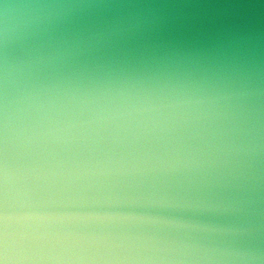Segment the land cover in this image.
<instances>
[{
	"label": "water",
	"instance_id": "water-1",
	"mask_svg": "<svg viewBox=\"0 0 264 264\" xmlns=\"http://www.w3.org/2000/svg\"><path fill=\"white\" fill-rule=\"evenodd\" d=\"M25 86L166 125L136 150L188 166L76 206L135 218L123 230L155 241L139 264H264V0H0V162L6 91L11 107Z\"/></svg>",
	"mask_w": 264,
	"mask_h": 264
},
{
	"label": "clouds",
	"instance_id": "clouds-1",
	"mask_svg": "<svg viewBox=\"0 0 264 264\" xmlns=\"http://www.w3.org/2000/svg\"><path fill=\"white\" fill-rule=\"evenodd\" d=\"M8 69L5 67L7 89ZM145 107L22 87L5 96L0 162V264H139L155 243L123 229L136 219L81 211V193L103 183L188 166L136 150L166 125Z\"/></svg>",
	"mask_w": 264,
	"mask_h": 264
}]
</instances>
